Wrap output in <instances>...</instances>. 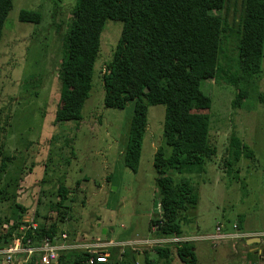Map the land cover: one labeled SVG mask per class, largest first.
I'll return each mask as SVG.
<instances>
[{"label":"rangeland","instance_id":"obj_1","mask_svg":"<svg viewBox=\"0 0 264 264\" xmlns=\"http://www.w3.org/2000/svg\"><path fill=\"white\" fill-rule=\"evenodd\" d=\"M77 0H13L0 40V235L20 222V227L37 228L56 224L61 241L71 250L108 255L115 249L114 264H135L123 256L128 249L137 264L148 252L150 263L157 259L153 248L161 243L153 219L162 216L154 168L155 153L167 147L164 139L165 106H150L148 128L137 133L132 147L140 155L132 161V118L137 86L126 95L124 109L107 108L102 80L112 61L122 33V23L107 21L101 35V50L94 67L92 88L81 120L57 123L60 106V63L63 35L72 20ZM242 0H226L224 9L210 21L226 20L228 32L220 38L219 65L227 77L239 59L238 22ZM22 10L38 11L40 24L19 20ZM139 49L142 45L138 43ZM140 53H135L136 55ZM215 71V68L211 69ZM202 89L208 97L197 111L210 115L208 139L217 154L207 159L202 173L170 172L176 183L192 182L198 203L185 213L183 236L213 235L218 225L231 231L246 219L264 225V58L262 71L252 83L236 89L227 78L208 80ZM240 89L247 96L234 104ZM236 134L253 153L239 164L227 166L231 134ZM141 146V147H140ZM4 164V167H2ZM80 183V184H78ZM70 191L65 208H53L60 201V187ZM246 214V217L243 215ZM63 215V216H62ZM65 217V218H64ZM223 233V232H222ZM137 241V242H134ZM140 241L146 242L144 245ZM193 243L200 264H264L256 257L234 255L231 245L215 247L209 241ZM228 244V243H227ZM219 246V247H218ZM78 247V248H76ZM91 248V247H90ZM67 251V250H64ZM19 255L9 264H26ZM0 264H3L0 259ZM7 264V263H5ZM173 264H182L178 257Z\"/></svg>","mask_w":264,"mask_h":264},{"label":"trees","instance_id":"obj_2","mask_svg":"<svg viewBox=\"0 0 264 264\" xmlns=\"http://www.w3.org/2000/svg\"><path fill=\"white\" fill-rule=\"evenodd\" d=\"M225 4L226 0H77L70 26L63 35L57 123L81 120V110L89 97L95 63L101 50V35L109 20L119 21L123 27L112 61L106 65L102 76L105 106L124 109L126 95L134 84L137 86L132 118L135 130L127 154L130 160H140L132 143L137 133L144 134L148 128L149 107L165 106L164 139L167 147H160L154 159L162 216L150 224L152 232V228H156L154 233L158 238L182 237L185 213L198 203V190L193 183H176L170 172L202 173L206 160L218 152L208 139L210 115L197 112L207 104L203 83L227 78L238 89L241 83H252L262 71L264 0H242L237 24L240 36L237 71L230 77L221 76L224 71L219 65V41L229 28L226 20L212 22L209 18L214 12L223 10ZM12 5L13 0H0V40ZM19 20L40 24L42 15L38 11L22 10ZM139 42L142 49H139ZM137 52L140 54L135 59ZM213 68L215 71L211 70ZM246 96L245 90L240 89L234 104H240ZM260 101L264 103L263 96ZM252 154L239 136L231 134L227 166L237 165L242 157ZM69 194V189L61 186L60 201L53 208L57 211L66 209L64 204ZM20 225V222L16 223L0 235V248L22 235ZM57 234L56 224L37 228L34 232L27 230L24 243L26 245L27 240L32 239L37 245L45 238L54 239ZM173 245L175 254L170 246H155L153 250L157 259L152 264H173L175 257L182 264H200L193 243ZM134 254L128 249L123 256L137 264ZM91 257L85 251H62L58 264H88ZM143 258L145 263L151 264L148 252ZM37 261L34 257L27 264H36ZM115 261L114 249L107 263L95 264H114Z\"/></svg>","mask_w":264,"mask_h":264},{"label":"built area","instance_id":"obj_3","mask_svg":"<svg viewBox=\"0 0 264 264\" xmlns=\"http://www.w3.org/2000/svg\"><path fill=\"white\" fill-rule=\"evenodd\" d=\"M238 226L236 224L233 225V229L237 232ZM37 229L35 225H26L20 227V233L22 235L20 237H16L9 245L0 248V259H2L3 264L11 263L15 260V258L19 255H25V263L27 264L32 258H36L38 261L36 264H58L60 253L64 250H71L70 248H75L70 245H66L65 243L59 244V242L67 239V235H62V240L59 241L56 237L54 239L45 238L41 240L37 245L34 244L32 239H28L26 245L24 243V237L27 230H31L34 232ZM215 234L209 237H173V238H160L158 241L161 243L167 244H176L181 242H189V241H202L206 240L209 242H213V246L215 247L218 243L223 241L225 237L222 234V227L219 225L216 228ZM243 236L240 234H236L234 236H228V238L240 239ZM146 242L140 241L139 244L144 245ZM91 247V248H90ZM87 247V251L92 257L88 260V264H95V262L99 263H107L108 262V255L102 252H97V245H90ZM78 248V247H76Z\"/></svg>","mask_w":264,"mask_h":264},{"label":"crops","instance_id":"obj_4","mask_svg":"<svg viewBox=\"0 0 264 264\" xmlns=\"http://www.w3.org/2000/svg\"><path fill=\"white\" fill-rule=\"evenodd\" d=\"M243 216L246 217V214ZM247 219L244 223H241L240 225L239 221L234 223L237 226L239 225L237 227L238 233H236V231L233 229L234 224L232 225L231 231H225L224 229H222V234L225 239L219 243V246L228 247L229 244H232L231 248L234 255H238L243 259H249V257H256L263 260L262 257L264 256V225L262 226V228L258 225L255 226L253 222H250ZM236 234H240L243 237L240 239L228 238V236H234ZM202 236L209 237L211 235ZM258 239L260 240L258 241Z\"/></svg>","mask_w":264,"mask_h":264},{"label":"water","instance_id":"obj_5","mask_svg":"<svg viewBox=\"0 0 264 264\" xmlns=\"http://www.w3.org/2000/svg\"><path fill=\"white\" fill-rule=\"evenodd\" d=\"M260 239H258V241H259Z\"/></svg>","mask_w":264,"mask_h":264}]
</instances>
